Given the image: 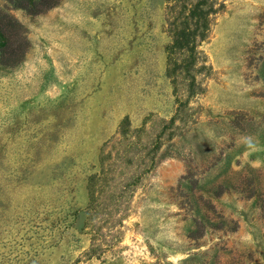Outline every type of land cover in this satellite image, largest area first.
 Listing matches in <instances>:
<instances>
[{"label": "rangeland", "instance_id": "obj_1", "mask_svg": "<svg viewBox=\"0 0 264 264\" xmlns=\"http://www.w3.org/2000/svg\"><path fill=\"white\" fill-rule=\"evenodd\" d=\"M168 3L0 0L29 42L0 64V264H264V0L207 2L193 93Z\"/></svg>", "mask_w": 264, "mask_h": 264}, {"label": "trees", "instance_id": "obj_2", "mask_svg": "<svg viewBox=\"0 0 264 264\" xmlns=\"http://www.w3.org/2000/svg\"><path fill=\"white\" fill-rule=\"evenodd\" d=\"M12 7L26 10L30 14H39L57 5L60 0H6ZM170 1V0H168ZM210 0H171L166 7L167 28L170 42L166 47L167 75L175 86L176 77L182 75L186 91L201 92V77L206 76L207 59L200 43L206 40L211 29V14L215 10ZM25 29L6 9L0 8V64L13 66L23 60L29 46ZM198 69V76L193 72ZM192 91V92H191ZM126 125H121L116 135L124 137ZM132 134L130 143L124 152L135 150L138 144L139 131ZM142 144V143H141ZM154 158V155H151ZM151 157V162L155 163ZM135 172L140 169L135 168ZM134 172V173H135ZM131 173V172H130Z\"/></svg>", "mask_w": 264, "mask_h": 264}, {"label": "clouds", "instance_id": "obj_3", "mask_svg": "<svg viewBox=\"0 0 264 264\" xmlns=\"http://www.w3.org/2000/svg\"><path fill=\"white\" fill-rule=\"evenodd\" d=\"M237 143L240 145H243L245 150L248 153L258 151V150H262L260 147L258 138L254 137L250 134L240 136L237 140Z\"/></svg>", "mask_w": 264, "mask_h": 264}]
</instances>
